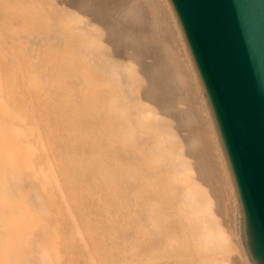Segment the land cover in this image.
Returning a JSON list of instances; mask_svg holds the SVG:
<instances>
[{"label": "bare ground", "instance_id": "bare-ground-1", "mask_svg": "<svg viewBox=\"0 0 264 264\" xmlns=\"http://www.w3.org/2000/svg\"><path fill=\"white\" fill-rule=\"evenodd\" d=\"M0 264H247L164 0H0Z\"/></svg>", "mask_w": 264, "mask_h": 264}, {"label": "water", "instance_id": "water-1", "mask_svg": "<svg viewBox=\"0 0 264 264\" xmlns=\"http://www.w3.org/2000/svg\"><path fill=\"white\" fill-rule=\"evenodd\" d=\"M231 184L247 264H264V0H164Z\"/></svg>", "mask_w": 264, "mask_h": 264}, {"label": "rangeland", "instance_id": "rangeland-1", "mask_svg": "<svg viewBox=\"0 0 264 264\" xmlns=\"http://www.w3.org/2000/svg\"><path fill=\"white\" fill-rule=\"evenodd\" d=\"M80 255H81V258H80V256H79V254H78V258L84 260V258H85L84 256H85V255L82 254V253H81ZM83 255H84V256H83ZM83 257H84V258H83Z\"/></svg>", "mask_w": 264, "mask_h": 264}]
</instances>
